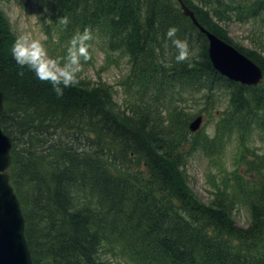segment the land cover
<instances>
[{
    "label": "trees",
    "instance_id": "obj_1",
    "mask_svg": "<svg viewBox=\"0 0 264 264\" xmlns=\"http://www.w3.org/2000/svg\"><path fill=\"white\" fill-rule=\"evenodd\" d=\"M184 1L201 25L264 69L263 54L234 44L207 9ZM201 1L218 20L256 22L264 13V0ZM54 3L70 21L64 37L91 28L108 58L129 56L121 84L127 96L126 108L117 107L110 84L92 85L81 74L78 85L56 96L15 62L16 35L0 9V126L13 142L8 173L33 264H111L115 246L134 264H264V148L245 142L252 128L264 136V83L248 86L221 75L206 35L177 0ZM170 26L188 39L194 53L188 61L176 62ZM216 87L225 103L213 112L218 133H191L192 114L181 101L208 91L210 104ZM204 111L211 114L207 105L196 114ZM234 128L242 167L216 185L206 204L191 191L185 165ZM237 206L250 210L247 226L237 223Z\"/></svg>",
    "mask_w": 264,
    "mask_h": 264
},
{
    "label": "rangeland",
    "instance_id": "obj_2",
    "mask_svg": "<svg viewBox=\"0 0 264 264\" xmlns=\"http://www.w3.org/2000/svg\"><path fill=\"white\" fill-rule=\"evenodd\" d=\"M193 6L204 7L207 9L212 19L218 22L217 27L221 28L226 36L237 46L254 51L262 55L264 52V13L257 19L252 20H218L210 11L213 6L204 4L201 0H189ZM189 5V4H188ZM178 6V5H177ZM0 9L8 19L12 31L17 36L22 32H32L33 35L43 37V42L49 54L57 59H63L66 55L67 43L72 37H64V25L59 23L62 17L58 6L54 0H0ZM91 59L84 64L81 77L89 81L92 85L101 82L110 84L113 87V97L117 107L126 108L124 88L121 85L129 69V56L123 52H115L110 58L106 54L104 44L99 37L93 36L90 41ZM264 83V80L263 82ZM224 91L216 87L209 96L215 95V101L207 103L206 96L209 92L199 91L194 94H186V99L181 101L186 111L192 114L190 122L196 118V114L206 105L211 114L207 111L204 115L202 126L197 133L207 134L210 138L218 133L216 130L217 116L213 113L216 109H223L224 101L219 93ZM189 122V124H190ZM188 124V125H189ZM192 133V131L189 129ZM195 133V134H197ZM245 142L248 147L256 148L259 151L264 148V136L252 128L248 131ZM242 144L238 129L225 131L218 142H214L209 151L198 150L193 152L188 158L185 170L187 181L194 195L206 204L211 203L216 191V185H222L223 179L227 174L242 167L240 155ZM248 159V157H246ZM235 219L238 224L247 226L251 213L246 206H237L234 210ZM109 261L111 264H134L126 259L121 247L115 246L111 250Z\"/></svg>",
    "mask_w": 264,
    "mask_h": 264
},
{
    "label": "water",
    "instance_id": "obj_3",
    "mask_svg": "<svg viewBox=\"0 0 264 264\" xmlns=\"http://www.w3.org/2000/svg\"><path fill=\"white\" fill-rule=\"evenodd\" d=\"M183 14L190 17L209 42L208 54L214 68L227 78L245 85H257L263 78L262 68L234 45L201 25L194 11L178 0ZM3 93L0 90V113ZM203 115L189 124L192 132L201 128ZM12 139L0 126V264H33L25 237V218L20 201L10 183L7 169L11 164Z\"/></svg>",
    "mask_w": 264,
    "mask_h": 264
},
{
    "label": "clouds",
    "instance_id": "obj_4",
    "mask_svg": "<svg viewBox=\"0 0 264 264\" xmlns=\"http://www.w3.org/2000/svg\"><path fill=\"white\" fill-rule=\"evenodd\" d=\"M69 18L62 16L59 23L67 26ZM176 26H170L166 37L175 47V60L177 63L188 61L193 55L188 39L180 38ZM93 40L91 28H84L83 31H76L67 43L66 55L63 59H57L49 54L43 42V37L33 35L32 32L18 34L13 42L11 53L21 69H27L34 73L35 77L50 85L56 96H63L64 90L78 85L79 76L83 71L84 64L91 59L90 41ZM165 67L171 65L165 64ZM191 66V65H189ZM23 76L24 72L17 73Z\"/></svg>",
    "mask_w": 264,
    "mask_h": 264
},
{
    "label": "bare ground",
    "instance_id": "obj_5",
    "mask_svg": "<svg viewBox=\"0 0 264 264\" xmlns=\"http://www.w3.org/2000/svg\"><path fill=\"white\" fill-rule=\"evenodd\" d=\"M0 115H1V113H0Z\"/></svg>",
    "mask_w": 264,
    "mask_h": 264
}]
</instances>
